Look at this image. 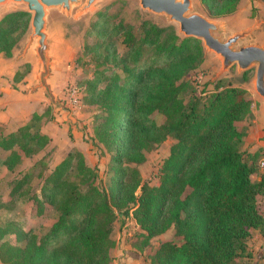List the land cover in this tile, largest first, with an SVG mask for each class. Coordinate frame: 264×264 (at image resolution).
I'll list each match as a JSON object with an SVG mask.
<instances>
[{"label":"trees","instance_id":"1","mask_svg":"<svg viewBox=\"0 0 264 264\" xmlns=\"http://www.w3.org/2000/svg\"><path fill=\"white\" fill-rule=\"evenodd\" d=\"M209 13H231L238 0H203ZM97 34L100 41L86 49L96 60L87 80L85 99L102 111L95 134L112 153L108 191L97 182L98 173L82 155L70 152L42 177L40 195L30 192L31 172L12 181L8 209L26 196L41 213L45 204L57 219L43 233L23 230L17 222H0V259L5 264H109L115 210L133 212L145 238L170 226L180 241H164L150 255L151 264H240L252 230L264 231V214L257 198L264 195V174L253 181L255 164L239 150L244 133L236 124L251 115L246 90L226 87L207 98L185 99V76L203 60L201 42L179 36L173 26L148 20L138 32L126 23L109 28L104 11ZM30 14L15 10L0 19V53L11 56L25 35ZM100 21L95 22L98 24ZM115 36H121L123 52ZM248 72L243 73L248 80ZM17 72L14 80H20ZM102 83H104L102 85ZM102 85V86H101ZM193 92V91H192ZM165 116L157 124L151 114ZM40 115L15 131L0 135V167L13 170L25 157L41 151L49 137L36 126ZM172 136L176 142L160 168L158 181L142 183L138 169L146 152ZM15 235L17 245L6 239Z\"/></svg>","mask_w":264,"mask_h":264},{"label":"rangeland","instance_id":"2","mask_svg":"<svg viewBox=\"0 0 264 264\" xmlns=\"http://www.w3.org/2000/svg\"><path fill=\"white\" fill-rule=\"evenodd\" d=\"M83 1L73 5L68 14L57 10L49 11L46 28L47 42L50 44L48 45L49 72L46 85L50 94L40 84L39 74L42 67L35 52L36 39L27 45L31 33L30 12H28L30 14L28 29L13 48L12 55L8 57L0 53V72L6 74V70L1 69L5 65L2 63L14 64L7 67V70L14 71L12 76L14 87L15 84L22 82L25 84L23 87L31 92L34 93L40 88L41 93L44 94L45 106L41 111L39 110L40 112L34 113L40 115L36 126L41 133L49 137L48 143L41 151L25 157L13 170L0 167V201H9L12 181L26 172L32 174L29 191L40 195L43 175H47L70 152L77 151L82 155L85 163L98 173V184L108 191L113 174L112 153L95 134V127L102 111L99 107L88 104L85 99L88 94L86 82L93 76L96 68V60L85 46L100 41L96 32L101 28L103 21L100 12L104 11L112 31H115L112 28L115 25L126 23L134 32H138L141 22L148 20L157 26H173L179 39L185 37L179 32L177 23L169 21L165 15L142 9L138 0H97L87 10L79 12ZM191 7L192 12L219 21L223 29L217 36L222 38L255 25L256 28L240 39L236 47L244 44H264V0H238L231 13L220 16L211 15L203 0H191ZM25 9L24 4L8 1L0 5V19L11 11H26ZM98 19L100 22L95 24ZM114 39L118 51L123 52L122 37L115 36ZM28 50L31 51V55L24 59ZM203 50L202 62L185 76V80L188 81L185 99H189L192 94L204 99L226 87H240L246 90V97L250 100L251 115L236 122L244 133L239 150L246 161L255 164L256 171L251 175V179L259 180L261 174H264V100L254 87L255 67L240 70L237 65H232L223 71L220 56L205 47ZM246 71L248 80L243 78V73ZM17 72L23 73L20 80H14ZM151 117L157 124L165 121V116L158 111H154ZM10 132L13 131H6L4 125H0V135ZM175 142L176 139L169 135L145 153L146 160L142 163H126L138 169L142 180L135 191L136 196L141 193L140 187L144 182L153 185L158 181L160 168L170 154L171 145ZM5 155L6 153L0 152V162ZM257 201L259 211L264 214V195H259ZM136 207L137 203L129 208L128 212L115 210L109 264H151L150 255L162 242L168 240L179 242L181 239L176 235L173 226L151 238H145V232L140 228L133 212ZM57 215V211L48 204H45L44 210L38 213L36 203L26 196L16 198L8 209L0 208V222H17L23 230L31 229L39 235L55 222ZM6 239L17 245L24 244L23 241H17L14 234L7 235ZM0 264L5 263L0 259ZM240 264H264V231H251L246 239V250L241 254Z\"/></svg>","mask_w":264,"mask_h":264},{"label":"water","instance_id":"3","mask_svg":"<svg viewBox=\"0 0 264 264\" xmlns=\"http://www.w3.org/2000/svg\"><path fill=\"white\" fill-rule=\"evenodd\" d=\"M8 1L24 4L25 10L31 13V33L27 45L36 39L35 52L42 67L39 74L40 84L50 94L46 85L49 72L46 30L49 11L57 10L68 14L71 7L80 4L82 0H0V5ZM95 1L97 0H84L79 12L87 10ZM138 2L142 9L165 15L169 21L178 24L179 32L185 37L199 39L203 47L219 55L223 71L232 65H237L240 70H248L254 66V87L264 100V44H244L236 47L240 39L256 28L255 25L222 38L217 36L223 29L222 24L217 20L192 12L191 0H138Z\"/></svg>","mask_w":264,"mask_h":264},{"label":"crops","instance_id":"4","mask_svg":"<svg viewBox=\"0 0 264 264\" xmlns=\"http://www.w3.org/2000/svg\"><path fill=\"white\" fill-rule=\"evenodd\" d=\"M48 45L50 46L49 42ZM29 55H31V51L28 50L24 59ZM6 63H2L5 65L1 67L2 71L6 70V74L0 72V125H4L6 131H14L27 122L32 113L41 111L46 101L40 88L33 93L29 89L24 88L23 85L25 86V84L22 82L15 84L16 87H14L12 85L14 84L12 79L14 71L7 70L9 65L13 66L14 64Z\"/></svg>","mask_w":264,"mask_h":264},{"label":"built area","instance_id":"5","mask_svg":"<svg viewBox=\"0 0 264 264\" xmlns=\"http://www.w3.org/2000/svg\"><path fill=\"white\" fill-rule=\"evenodd\" d=\"M264 164V163H263Z\"/></svg>","mask_w":264,"mask_h":264}]
</instances>
